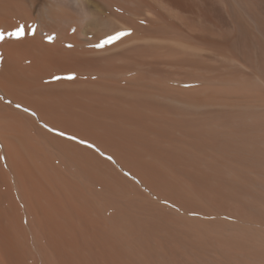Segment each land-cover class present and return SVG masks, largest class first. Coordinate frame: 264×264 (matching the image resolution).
<instances>
[{
  "label": "rangeland",
  "instance_id": "374dc122",
  "mask_svg": "<svg viewBox=\"0 0 264 264\" xmlns=\"http://www.w3.org/2000/svg\"><path fill=\"white\" fill-rule=\"evenodd\" d=\"M19 1L28 17L12 12L13 22L15 27L27 26L28 34L16 39L7 35L15 27H0L5 33L0 40V73L28 44L47 45L51 57L61 56L65 66L48 68L32 92L10 89L0 76V194L7 192L8 199L0 208L8 209L14 202L28 232L32 219L57 230L53 239L42 236L38 241L51 257L58 253L54 264H68V255L75 264H264V0H87L89 12L65 5L68 19L54 20L57 23L47 7L59 8L48 0ZM29 28L35 29L34 35ZM122 30L131 34L102 48L94 46ZM49 35L54 36L51 42ZM7 121L21 126V133H31V143L39 145L41 153L24 151L28 156L23 158L11 152L5 139ZM113 130L120 137L130 136L129 142ZM59 131L77 139L57 135ZM44 133L97 151L111 163L100 169L108 175L112 168L117 171L111 176L120 186L113 184L111 190L92 179L89 183L80 166L64 159L57 146L44 147ZM82 138L97 147L79 143ZM100 142L107 144L99 146ZM128 145L143 148L136 152ZM115 146L133 155L127 154V159L122 151L120 156ZM147 147L158 151L144 153ZM134 152L150 156L136 158ZM113 154L119 155L117 160ZM131 162L145 171L132 169ZM145 163L154 165L147 170ZM152 167L156 176L148 174ZM118 173L128 185L119 181ZM66 233L74 239L69 242ZM107 238L125 242L115 249ZM62 243L65 250L60 249ZM35 244L31 243L33 257L43 260ZM118 249L128 252L123 261L116 257Z\"/></svg>",
  "mask_w": 264,
  "mask_h": 264
},
{
  "label": "bare ground",
  "instance_id": "6f19581e",
  "mask_svg": "<svg viewBox=\"0 0 264 264\" xmlns=\"http://www.w3.org/2000/svg\"><path fill=\"white\" fill-rule=\"evenodd\" d=\"M36 1V0H35ZM168 1H173V0H168ZM176 1V0H175ZM48 2L49 3H51L50 4V6H56V7H58L59 9L58 10H56V11H53L51 8H49V7H47L48 9V12L47 11H45V12H47L48 13V15H49V17L54 21V20H60V21H63V20H65V19H68V17L65 15V13H64V9H63V6H65V5H71V6H74L76 9H78L79 7H80V9L81 10H83L84 12H86L87 13V11H88V9H89V2L87 1V0H48ZM23 3V2H22ZM19 0H0V14L2 15V17L0 16V27H3V26H8V27H11L12 26V28L13 27H15L16 26V23H14L13 21L15 20H13V18H12V16H14V15H16L15 13H12V12H18V14L19 15H21V16H24L25 18L26 17H28V12H26V10L28 11V9H27V7L24 5L23 6V4H22ZM15 4L17 5V6H15ZM31 4H34V3H31ZM45 4V3H44ZM45 5H47V4H45ZM28 6V5H27ZM35 6V5H34ZM13 7L15 8V7H17L15 10L13 9ZM33 7V6H32ZM43 7V6H42ZM46 7V6H45ZM19 8V9H18ZM26 9V10H25ZM45 9V8H44ZM76 9H74V10H76ZM13 10V11H12ZM18 10V11H17ZM41 11V10H40ZM31 12V11H30ZM39 12V11H38ZM89 12V11H88ZM21 13V14H20ZM23 14V15H22ZM30 14H32V13H30ZM83 15V14H82ZM85 15V14H84ZM32 16V15H31ZM89 16V15H88ZM20 17V16H19ZM17 18V17H16ZM89 18V17H88ZM21 19V18H20ZM51 20V21H52ZM50 21V22H51ZM59 21V22H60ZM19 22V21H18ZM54 22H56L57 23V21H54ZM22 23V22H21ZM52 23V22H51ZM50 23V24H51ZM55 23V24H56ZM5 24V25H4ZM54 25V24H53ZM57 26V25H56ZM8 27H6V28H8ZM26 28H27V26H26ZM50 28V27H49ZM49 28H47V29H49ZM51 28H53V27H51ZM27 32H25V34H26ZM28 34V33H27ZM27 44V43H26ZM56 48V47H55ZM22 53V52H21ZM51 49H50V47H48L47 45H34V47L32 46V44L31 45H29L28 44V46L25 48L24 47V49H23V54H21L22 56H20L18 59L17 58H14L15 57V55H14V57H11L10 59L11 60H7V63H5L4 64V69H2L1 71H2V73H0V76H1V80H2V83L6 86V87H9L10 89H19L20 91H28L29 92V90L28 89H30L31 87H33L35 84H37V83H41V79H42V77L44 76V74H45V71L46 70H48V68H56V69H58V68H64V66H65V63H64V61H63V58L61 57V56H57V57H54V59L51 57ZM17 56V55H16ZM81 57V56H80ZM84 57V56H83ZM87 57V56H86ZM90 58H91V56H90ZM93 58H95V57H92V59ZM27 59H29V60H31V62H29V64H26V60ZM96 59V58H95ZM94 59V60H95ZM97 59H99V58H97ZM96 59V60H97ZM88 60V59H87ZM76 61V60H75ZM101 61V60H100ZM81 63H82V61H81ZM81 63H80V65H81ZM77 64V63H76ZM85 64V63H84ZM88 64V63H87ZM91 64V63H90ZM96 64H98V63H96ZM95 64V65H96ZM73 65V64H72ZM82 65H83V63H82ZM89 65V64H88ZM92 65V64H91ZM78 66V65H77ZM86 66V65H85ZM84 66V67H85ZM74 67V66H73ZM68 68V67H67ZM75 68H76V65H75ZM81 69V68H80ZM65 70V69H64ZM47 73V72H46ZM0 80V81H1ZM36 87H34V89H35ZM38 88V87H37ZM43 88V87H42ZM33 89V88H32ZM32 89H30V92H32ZM16 91V90H15ZM34 91V90H33ZM40 91V90H39ZM14 92V91H13ZM35 93H36V91H34ZM33 92V93H34ZM62 92V91H61ZM12 93V92H11ZM58 93V92H57ZM73 93V92H72ZM13 94V93H12ZM60 94V93H59ZM58 94V95H59ZM63 94H66V93H64L63 92ZM62 94V95H63ZM39 95H40V93H39ZM67 95H70V93L68 94L67 93ZM17 96V95H16ZM23 96V95H22ZM64 96V95H63ZM72 96V95H71ZM14 97H15V95H14ZM21 97V96H20ZM61 97V96H60ZM67 97V96H66ZM19 98V97H18ZM29 98V97H28ZM62 98V97H61ZM16 99V98H15ZM30 99V98H29ZM29 99H26V100H29ZM32 99V98H31ZM32 102V101H31ZM35 102V101H34ZM36 103V102H35ZM31 104V103H30ZM39 104V103H38ZM43 104H45V103H43ZM36 105H37V103H36ZM49 105V104H48ZM46 106V105H45ZM44 106V107H45ZM57 106V105H56ZM128 106V105H127ZM134 106V105H133ZM152 106V105H151ZM37 107V106H36ZM49 106H47V108H48ZM50 107H52V106H50ZM41 108V107H40ZM127 108H129V107H127ZM137 108V107H136ZM136 108H135V111H137V113L140 115V113L138 112V108H137V110H136ZM155 108V107H154ZM44 109V108H43ZM49 109V108H48ZM53 108H51V110H52ZM131 109V108H130ZM145 109V108H144ZM41 110V109H40ZM47 109H45V111H46ZM55 110V109H54ZM58 110V109H57ZM115 110V109H114ZM107 111V110H106ZM116 111V110H115ZM118 111H121V110H118ZM134 111V112H135ZM40 112V111H39ZM47 112V111H46ZM55 112V111H54ZM61 112V111H60ZM98 112V111H97ZM37 113V112H36ZM48 113V112H47ZM52 113V112H51ZM56 113V112H55ZM113 113V112H112ZM66 114V113H65ZM96 114V113H95ZM106 114V113H105ZM122 115H123V113H121ZM129 114H130V112H129ZM136 114V113H135ZM144 114V112H142V115ZM45 115V114H44ZM59 115V114H58ZM62 115V114H61ZM114 115V114H113ZM13 116V115H12ZM52 116V115H51ZM108 116V115H107ZM149 116L151 117V115H150V113H149ZM45 118L47 117V116H44ZM49 117H50V115H49ZM77 117H78V115H77ZM99 117V116H98ZM106 117V116H105ZM124 117V116H123ZM132 117V116H131ZM130 117V118H131ZM135 117V116H134ZM144 117H146V116H144ZM64 118V117H63ZM79 119H81L80 117H78ZM90 117H88V119H89ZM92 118V117H91ZM94 118V117H93ZM121 118H122V116H121ZM137 118V117H136ZM139 118H141V116L139 117ZM11 119V118H10ZM14 119H16V118H14ZM27 119V118H26ZM25 119V120H26ZM57 119V118H56ZM67 119V118H66ZM82 119H83V117H82ZM81 119V120H82ZM86 119V121L85 122H87V118H85ZM84 119V120H85ZM99 119V118H98ZM103 119V118H102ZM115 119H117V118H115ZM123 119V118H122ZM122 119H121V121H122ZM124 119H126V118H124ZM124 119H123V121H124ZM23 120V119H22ZM47 120V119H46ZM49 120V119H48ZM59 120V119H58ZM62 120V119H61ZM74 120V119H73ZM97 120V119H96ZM100 120V119H99ZM120 120V119H119ZM134 120V119H133ZM19 121V120H18ZM28 121V120H27ZM52 121V120H51ZM56 121V120H55ZM79 121V120H78ZM95 121V120H94ZM115 121H117V120H115ZM127 121V120H126ZM129 121V120H128ZM135 121H137V120H135ZM1 122H3V120H1L0 119V126H2V123ZM61 122V121H60ZM66 122H68V121H66ZM81 122V121H80ZM82 122H83V120H82ZM82 122H81V124H82ZM85 122H83V123H85ZM91 122H93V120L91 121ZM100 122V121H99ZM119 122V121H118ZM138 122V121H137ZM23 123V122H22ZM21 123V124H22ZM61 123H63V122H61ZM72 123V122H71ZM90 123V121L88 122V126L90 125L89 124ZM95 123H98L97 121H95ZM101 123V122H100ZM105 123H107V122H105ZM110 123V122H109ZM112 123V122H111ZM124 123H127V122H124ZM130 123V122H129ZM141 123V122H140ZM81 124H79L80 125V127L83 129V127H84V129L85 130H89L88 128L86 129L85 128V126H81ZM94 123H92L91 125H93ZM99 124V123H98ZM103 124V123H102ZM113 124L115 125V123L113 122ZM118 124H120V123H118ZM117 124V125H118ZM123 124V123H122ZM135 124V123H134ZM143 124V123H142ZM150 124V123H149ZM59 125V124H58ZM71 125V124H70ZM74 125V124H73ZM78 125V126H79ZM111 124H109V126H110ZM121 125V124H120ZM119 125V126H120ZM139 125V124H138ZM56 126V125H55ZM69 126V125H68ZM87 126V125H86ZM94 126V125H93ZM100 126V125H99ZM104 127H106L105 125H103ZM112 126V125H111ZM21 127V126H20ZM20 127H19V125H17V124H14V123H11V122H9V121H7L6 123H5V125H4V128H5V130H6V132H5V134H6V138L5 139H7V144H8V146H9V149H10V151L12 152V151H14V152H16V153H19V154H21L22 156H23V158H25L26 156H28V154L27 155H25L24 153V151H27V153H29V154H33V155H39V153H41V148L40 147H38L39 145H34V144H32L31 143V140H32V138H33V136L31 135V133L29 134L28 132V135L25 133V134H23V133H21V129H20ZM26 127V126H25ZM29 127V126H28ZM28 127H27V129H28ZM32 127H33V125H32ZM63 127H65V126H63ZM79 127V128H80ZM92 127V126H91ZM117 128H118V126H116ZM142 127H143V125H142ZM150 127V126H149ZM4 128H3V130H4ZM59 128V127H58ZM61 128V127H60ZM68 128V127H67ZM69 128H71V126H69ZM68 128V129H69ZM73 128V127H72ZM107 128V127H106ZM113 129H114V127H112ZM116 128V129H117ZM120 128H122L123 129V127H120ZM76 129V128H75ZM83 129V130H84ZM94 129V128H93ZM92 129V130H93ZM110 129V128H109ZM144 129V128H143ZM146 129V128H145ZM29 130V129H28ZM31 130V129H30ZM73 130V129H72ZM108 130V129H107ZM161 130V129H160ZM163 130V129H162ZM23 131V130H22ZM74 131V130H73ZM100 131V130H99ZM102 131V130H101ZM104 131V130H103ZM102 131V132H103ZM115 130H113V132H114ZM117 131V130H116ZM120 131V130H119ZM163 131H166V130H163ZM71 132V131H70ZM90 132V131H89ZM96 132V131H95ZM109 132L111 133L112 131L111 130H109ZM126 132V131H125ZM124 132V133H125ZM72 133V132H71ZM85 133H87V132H85ZM91 133V132H90ZM93 134H94V132H92ZM115 133V135H118V133L116 134V132H114ZM120 133H122V132H120ZM124 133H122V135H124ZM135 133H138V132H135ZM84 134V133H83ZM104 134V136H105V134L106 133H103ZM112 134V133H111ZM110 134V135H111ZM128 134V133H127ZM130 134V133H129ZM141 134V133H140ZM144 134V133H143ZM142 134V135H143ZM164 134V133H163ZM79 135V134H78ZM99 135H100V133H99ZM131 135V134H130ZM133 135V134H132ZM135 135H137V134H135ZM139 135V134H138ZM142 135H140V136H142ZM167 135V134H166ZM165 135V136H166ZM41 136V139H43L42 141H43V143H44V147H47L48 149L50 148L51 149V147L53 146L54 147V145L55 146H57L59 149H57L59 152V154L61 153V155L63 156V158L64 159H66L67 161H70V162H72V163H76L77 165H79L80 166V169H81V172H82V174H84L86 177H88V178H90V181H88L89 183H92L91 182V179L93 180V181H96V182H99V183H102L101 185L103 186V187H105L106 189L107 188H111L112 187V185L113 184H118L117 182L115 183V181H112V178H113V176H111V173L113 172V168H112V171H111V173L109 172L110 171V167H109V173H110V175H108V173H106L104 170H102V169H100V167L101 168H103L102 166H104L105 165V167L106 166H110V164H109V162L106 160L105 161V158H101V157H99L98 156V154L97 153H95V152H97V151H93V150H91V149H86V150H84L85 148H80L81 146H83V145H81V146H79V148H78V146H76L75 145V143L73 144L72 143V141L71 142H69V141H67V140H65V139H62V138H60V137H58V136H55V135H48V134H43V135H40ZM84 136V135H83ZM94 136V135H93ZM96 136H98V134H96ZM103 135H102V139H103V137H104ZM107 136V135H106ZM109 136V135H108ZM107 136V137H108ZM114 136V135H113ZM112 136V137H113ZM119 136V135H118ZM35 137V136H34ZM78 137V136H77ZM80 137V136H79ZM85 137V136H84ZM89 136H86V138H88ZM91 137V136H90ZM100 137H101V135H100ZM115 137V136H114ZM120 137V136H119ZM126 137V136H125ZM124 137V138H125ZM130 137V136H129ZM129 137H128V139H127V137L125 138V141H128L129 142ZM132 138H133V136H131ZM145 137V136H144ZM144 137H141V139L142 138H144ZM27 138H28V145H27ZM93 138V137H92ZM105 138V137H104ZM117 138V137H116ZM120 138H123V137H120ZM124 138H123V140H124ZM135 138H137V137H135ZM82 139H85V138H82ZM97 139H100V138H97ZM110 140H111V137L109 138ZM108 139V140H109ZM119 139V138H118ZM127 139V140H126ZM146 139V138H145ZM144 139V140H145ZM173 139V138H172ZM38 140V139H37ZM80 140V139H79ZM85 140H87V139H85ZM104 140V139H103ZM122 140V139H121ZM131 140V139H130ZM139 140V139H138ZM174 140V139H173ZM177 140V139H176ZM91 141V140H90ZM107 141V140H106ZM115 141H117V140H115ZM132 141H133V139H132ZM136 141V140H135ZM149 141V140H148ZM147 141V142H148ZM41 142V141H40ZM87 142H89L88 140H87ZM91 142H94V141H91ZM90 142V143H91ZM95 142H99L98 140L97 141H95ZM102 142V141H101ZM101 142H100V144H99V146H101L103 143L105 144V146H106V142H103L102 144H101ZM109 142H111V141H109ZM113 142V141H112ZM127 142V143H128ZM145 142V141H144ZM144 142L143 141H141V143H143L144 144ZM146 142V143H147ZM151 142V141H150ZM150 142H148L147 143V145L150 143ZM38 143H39V141H38ZM126 143V142H125ZM131 143V142H130ZM136 143V142H135ZM156 143V142H155ZM154 143V144H155ZM42 144V143H41ZM96 144V143H95ZM114 144V143H113ZM121 144V143H120ZM129 144V143H128ZM133 144H134V141L132 142V144H131V146H133ZM157 144V143H156ZM43 145V144H42ZM78 145V144H77ZM92 145V144H91ZM110 145V144H109ZM109 145H107V146H109ZM123 145V144H122ZM125 145H127V144H125ZM135 145V144H134ZM138 146H139V143L137 144ZM150 145V144H149ZM152 145H153V143H152ZM151 145V146H152ZM94 146H96L97 147V144L96 145H94ZM103 146V145H102ZM113 146V145H112ZM128 146H130V145H128ZM127 146V147H128ZM130 146V147H131ZM140 146H142V144H140ZM154 146V145H153ZM53 147H52V149H53ZM118 147V146H117ZM116 146H115V148L117 149V150H121L120 148L118 149ZM124 147H126V146H124ZM144 147H145V145H144ZM87 148V147H86ZM110 148L112 149V148H114V147H111L110 146ZM133 147H131V148H128V150L129 149H132ZM137 146L134 148V149H132V150H134V151H136L137 149ZM140 148V150H141V148H143V147H139ZM42 149H44V148H42ZM47 149V150H48ZM98 149H101L100 147L98 148ZM104 149V148H103ZM106 149V148H105ZM107 149H109V147H107ZM110 149V150H111ZM125 149V148H124ZM136 149V150H135ZM155 149H156V147H155ZM110 150H107L108 152H110ZM116 150V153H118V151ZM131 150V151H132ZM139 150V149H138ZM137 150V151H138ZM139 150V151H140ZM151 151H149V148L147 147V150L146 151H144V153L145 152H150L149 154L150 155H152V154H155V153H157V151L155 152V151H153L154 149H150ZM49 151V150H48ZM115 151V150H114ZM124 152V150H121L120 151V156H121V152ZM125 151H126V149H125ZM136 151V152H137ZM100 152H105V150L104 151H100ZM129 152V151H128ZM151 152H152V154H151ZM155 152V153H154ZM102 153V154H103ZM113 152H111V154H112ZM124 153H126V156H127V154H129L130 155V152L129 153H127V151L126 152H124ZM140 153V152H139ZM138 153V154H139ZM141 153H142V151H141ZM161 153V152H160ZM48 155H50V153H47ZM107 155H108V153H106ZM137 153H135L134 152V155L136 156V158H137V155H138ZM147 155V156H150V155ZM116 155V154H115ZM128 155V156H129ZM132 155H133V153H132ZM132 155H130V156H132ZM139 155H141V154H139ZM138 155V156H139ZM143 155V154H142ZM141 155V156H142ZM158 155V154H157ZM157 155H155V156H157ZM159 155H161V154H159ZM113 156V158L114 157H116V156H114V154L112 155ZM117 156L119 157V155L117 154ZM128 156L126 157L127 159H128ZM146 156V154H145V156L144 157H147ZM163 156V155H162ZM118 157H116V160H117V158ZM123 157H124V154H123ZM122 157V158H123ZM143 156H142V158H144ZM164 157V156H163ZM168 157V156H167ZM27 158V157H26ZM100 160H99V159ZM122 158L120 159L121 161H122ZM132 158L133 157H131V158H129L131 161H132ZM136 158L134 159V162H135V160H136ZM153 158L155 159V157H154V155H153ZM157 158V157H156ZM125 159V158H124ZM127 159L125 160V161H127ZM139 159H141V157L139 158ZM147 159V158H146ZM159 159V158H158ZM164 159V158H163ZM162 159V160H163ZM167 159V158H166ZM165 159V160H166ZM104 161V163H103V165H99V162L98 161ZM119 160V161H120ZM138 160V159H137ZM136 160V161H137ZM143 160V159H142ZM142 160H139L140 161V164L142 165L143 163H144V161H143V163L141 162ZM157 160V159H156ZM169 160V159H168ZM168 160H166V161H168ZM102 161V162H103ZM124 161V163H126ZM105 162H107V164L108 165H106L105 164ZM123 162V161H122ZM121 162V163H122ZM148 162V161H147ZM169 162V161H168ZM128 163L130 164V161H128ZM135 163H137V162H135ZM134 163V164H135ZM167 163V162H166ZM171 163V162H170ZM128 164V165H129ZM146 164L147 163H145V166H146ZM152 165H154V163H151ZM122 165V164H121ZM127 165V164H126ZM131 165L133 166V164H132V162H131ZM136 165H137V167H136ZM136 165H134L133 167L134 168H132V169H135V168H139L140 167V165L138 166V164H136ZM148 165H150V164H148ZM151 165V166H152ZM168 165V164H167ZM114 166V165H113ZM131 166V167H132ZM143 166V165H142ZM151 166H146L145 167V169L147 168V170H149L148 168H150ZM164 166H166V165H164ZM169 166V165H168ZM112 167V166H111ZM127 167V166H126ZM129 167V166H128ZM154 167V166H153ZM153 167H152V171H151V173L149 172L148 174H151L152 176H156V174L154 175V170L155 169H153ZM115 168V167H114ZM144 168V167H143ZM142 167H141V169L139 168V170H141L142 171V169H143ZM156 168V167H155ZM162 168V167H161ZM161 168H159V170L161 169ZM167 168H169V167H167ZM116 169V168H115ZM135 170H137V169H135ZM144 170V169H143ZM150 170H151V168H150ZM166 170V169H165ZM134 171V170H133ZM138 171V170H137ZM145 171V170H144ZM96 173V175H95V173ZM114 172H115V170H114ZM114 172H113V175H114ZM117 172V171H116ZM115 172V173H116ZM119 172V171H118ZM158 172V171H157ZM168 172V171H167ZM120 173V172H119ZM118 173V175L120 176V174ZM145 173V172H144ZM144 173H143V175H144ZM147 173V172H146ZM155 173H156V171H155ZM135 174H136V172H135ZM141 174V173H140ZM162 174L163 173H161V178L162 179H164L163 178V176H162ZM116 175H117V173H116ZM138 175V174H137ZM142 175V174H141ZM140 175V176H141ZM158 175V174H157ZM160 175V174H159ZM159 175H158V177H155V178H157L158 179V182H156V183H159ZM148 176V175H147ZM150 176V175H149ZM148 176V177H149ZM100 179V180H102V182H100V180H98V178ZM116 177V176H115ZM123 176H120V177H118L119 178V181L121 182V180H120V178H122ZM118 178H114V180L115 179H117L118 180ZM126 178V177H125ZM125 178H123L125 181H126V179ZM140 178H143L144 179V177H140ZM147 178V177H146ZM154 178V179H155ZM151 179V178H150ZM116 180V181H117ZM123 180V181H124ZM128 180V179H127ZM147 180V179H146ZM122 181V182H123ZM124 181V182H125ZM129 181V180H128ZM161 181V180H160ZM166 181H168V179L166 180ZM121 182V183H122ZM123 182V183H124ZM151 182V181H150ZM94 183V182H93ZM126 183H127V181H126ZM161 183H162V181H161ZM163 183H164V181H163ZM162 183V184H163ZM96 184V183H95ZM95 184H92V185H95ZM98 184V183H97ZM97 184L95 185V186H97ZM120 184V183H119ZM117 185V186H120V185ZM125 184V183H124ZM160 184V183H159ZM159 184H157L158 186H159ZM166 184V183H165ZM167 184L168 185H170L169 184V181L167 182ZM91 185V184H90ZM122 185V184H121ZM127 185H128V183H127ZM167 185V186H168ZM123 186V185H122ZM157 186V187H158ZM164 186V185H163ZM114 187V186H113ZM127 187V186H126ZM160 187V186H159ZM158 187V188H159ZM123 188H125L124 186H123ZM123 188H121V189H123ZM132 190L133 189H135V188H133V187H130ZM129 188V189H130ZM154 188V187H153ZM164 187H162V189H163ZM105 189V190H106ZM114 189H116L115 187H114ZM113 189V190H114ZM108 190H110V189H108ZM111 190H112V188H111ZM116 191V190H115ZM129 190H127V192H128ZM116 192H118V191H116ZM130 192H132L131 190H130ZM134 192H136V191H134ZM6 194H3V193H1L0 194V206H2V204L3 203H7L8 201V199H7V197H6V195H7V192H5ZM137 193H139L138 191H137ZM140 194V193H139ZM139 194H137L138 196H139ZM135 195H136V193H135ZM137 195H136V198H137ZM115 197H117L118 198V196H117V194H116V196ZM114 197V199L113 198H111V199H113V200H117V198H115ZM7 201V202H6ZM4 205V204H3ZM12 205V206H11ZM3 207H1L0 209V264H54L55 263V259H54V256H55V253H54V255H52V257L50 256V254L48 255V253H47V251L48 250H46V249H44V247L41 245V243L40 242H38V241H41V239L44 237V236H46V237H49V239H53L54 238V235H55V233L57 232V230L55 231V232H53L52 231V227L49 225L48 226V224H45V225H42V224H40V223H38V222H35L34 221V219H32L31 221H30V229H31V232L29 231H26L25 230V228H23V226H22V223H21V217H20V213H19V210H18V207H17V205L16 204H14V202H11V204H10V208H8V209H6V206H5V209H2ZM113 221V220H112ZM115 221L116 220H114V222H112L113 224L115 223ZM117 222V221H116ZM114 225H116V224H114ZM115 227V226H114ZM61 228V227H60ZM36 229H39V230H43L42 232H41V234H39L38 233V231L37 232H35V231H33V230H36ZM63 229V228H62ZM61 230V229H60ZM58 233V232H57ZM64 233V232H63ZM68 233V232H67ZM65 234V237H66V235L68 236V234ZM59 234V233H58ZM57 234V236H58V238H61V235L59 236ZM73 234V233H72ZM104 234V233H103ZM63 235V234H62ZM106 235V234H105ZM121 235V234H120ZM43 236V237H42ZM69 236H71V235H69ZM69 236H68V238H69ZM46 237H44V238H46ZM64 236H62V238H63ZM118 237H120V236H118ZM71 238H73V236L72 237H70L69 238V242H70V239ZM121 238V237H120ZM119 238V239H120ZM123 238V237H122ZM47 239V238H46ZM57 239V238H56ZM65 239V238H64ZM63 239V240H64ZM74 239V238H73ZM107 239H109V240H111V241H114V242H116V243H114V242H109V245L110 246H112L113 248H115V249H117L116 247H118V248H120L119 247V245H121V243H124L125 242V239H121L120 241H118L117 239H113V238H107ZM176 239L178 240V238H177V236H176ZM43 240V239H42ZM55 240V239H54ZM53 240V241H54ZM59 240H61V241H63L62 239H59ZM72 240V239H71ZM183 240V239H182ZM181 240V241H182ZM36 242V244H35V247H36V249H37V251L40 253V255H42V257L44 258L43 260H38V259H36V257H33V254H32V248H31V243L32 242ZM60 241V242H61ZM179 241V240H178ZM38 242V243H37ZM60 242H58V243H60ZM74 242V241H73ZM185 241L183 240V242L182 243H184ZM64 243V242H63ZM62 243V244H63ZM39 244V245H38ZM72 244V243H71ZM71 244H69L70 245V247H71ZM55 245H56V243H55ZM61 245V244H60ZM67 245V244H66ZM73 245H75V244H73ZM124 245H128V243L127 244H124ZM62 246H64L65 247V244H63V245H61V248L60 249H62L63 247ZM56 247H57V245H56ZM70 247H68V248H70ZM73 247V246H72ZM58 248V247H57ZM57 248H55V250L57 251ZM74 248V247H73ZM64 250H65V248H63ZM71 249V248H70ZM121 249H125V248H122L121 247ZM121 249H118V250H120V252H116V257L118 258V260H122L123 261V258L124 257H126L127 255V253L125 254L124 252H123V250H121ZM49 252V251H48ZM59 252V251H58ZM63 252V251H62ZM51 253V252H50ZM64 253V252H63ZM67 253V252H66ZM68 253H70V252H68ZM72 253V252H71ZM70 253V254H71ZM57 254L58 253H56V259L58 260V256H57ZM39 255V254H38ZM129 255V254H128ZM73 255H68L67 257L69 258V262H70V264H75V263H77V261L75 260V258L74 257H72ZM95 256V255H94ZM40 257V256H39ZM62 257V256H61ZM67 257L65 256V258H66V260H68L67 259ZM41 258V257H40ZM64 258V259H65ZM95 259V258H94ZM62 260H63V258H62ZM65 260V261H66ZM129 260V259H128ZM59 261H60V259H59ZM58 261H56V264H58L57 263ZM69 262H68V264H69ZM64 263V262H63ZM67 263V262H66ZM130 263V262H129Z\"/></svg>",
  "mask_w": 264,
  "mask_h": 264
},
{
  "label": "snow or ice",
  "instance_id": "6c2138e0",
  "mask_svg": "<svg viewBox=\"0 0 264 264\" xmlns=\"http://www.w3.org/2000/svg\"><path fill=\"white\" fill-rule=\"evenodd\" d=\"M25 25H18L17 27H15V29L11 32H8L7 35L11 36V37H15L16 39H21L24 35H25ZM33 35L35 34V29L34 28H29L28 29ZM73 32L76 31L75 28L72 29ZM130 31L128 30H122V31H116L114 34H109L107 35L105 38H102L98 43H96L94 46L96 48H102L106 45L111 44L114 41L120 40L122 37L130 35ZM5 36V33L0 31V40H3ZM47 39L49 40V42H51L54 39L53 35H49L47 37ZM68 47H72V45H68ZM73 77H69V79H72ZM17 107H20V105H17ZM24 111H29V109L25 108ZM33 115H35V113H32ZM45 127H48L47 125H45ZM49 131H55V129H49ZM57 135L60 136H67V134L65 132L59 131L57 132ZM68 139L70 140H76L77 138L75 136H67ZM81 144H85L88 147H94L91 144H88V142L86 140H79L78 141ZM108 159H112L111 157H108Z\"/></svg>",
  "mask_w": 264,
  "mask_h": 264
}]
</instances>
